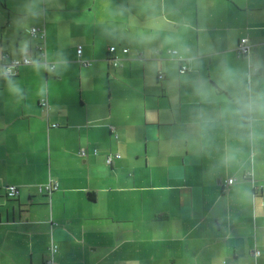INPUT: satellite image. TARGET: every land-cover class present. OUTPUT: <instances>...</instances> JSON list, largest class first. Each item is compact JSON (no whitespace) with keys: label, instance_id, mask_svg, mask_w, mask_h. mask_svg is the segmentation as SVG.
Listing matches in <instances>:
<instances>
[{"label":"crops","instance_id":"1","mask_svg":"<svg viewBox=\"0 0 264 264\" xmlns=\"http://www.w3.org/2000/svg\"><path fill=\"white\" fill-rule=\"evenodd\" d=\"M6 4L0 264H264V0Z\"/></svg>","mask_w":264,"mask_h":264},{"label":"built area","instance_id":"2","mask_svg":"<svg viewBox=\"0 0 264 264\" xmlns=\"http://www.w3.org/2000/svg\"><path fill=\"white\" fill-rule=\"evenodd\" d=\"M29 32L33 37H35L37 39L35 47L40 52L39 60H42L41 62L44 63V66L46 69H52L54 67V63L48 62L45 59V44H44L45 31H44V28L40 27V26H31L29 28ZM248 47H249V45L247 43L246 37H241L240 41L236 47L238 55H240V56L246 55L248 52ZM81 51H82L81 46L80 45L77 46L76 52L78 55L79 63L82 65H89L91 63V60L88 58L81 57ZM114 51H115V46L110 45L108 47L109 54L113 53ZM121 51L123 53H126V52H128V48L122 47ZM167 51L171 52L173 54L176 53V50L173 48H169V49H167ZM136 56L141 57V54L138 52L136 54ZM108 57H109V55H108ZM109 58H111L112 63L114 65H118L120 62V59L117 55H112V57H109ZM33 62H35V61L30 56V54H20L19 56H10V55H8V53H2L1 58H0V65L2 67V71L4 74H7V75L14 74L16 71V68L22 63H33ZM186 69H187V65L181 64L178 70H179V72H184ZM158 76H162V72H160L158 74ZM39 102L44 107L47 108V98L46 97L40 98ZM93 152L97 153V149L94 148ZM86 154H87V151H86L85 147H80L78 149V155L79 156H85ZM119 157H120V153L118 151H115V152L106 153L104 159H105L106 163L111 164L113 162L114 158H119ZM233 181H234L233 177H229L226 180L227 184H231ZM55 187H56V183L53 182L52 180L38 184V189L42 192H45L46 194H49ZM5 191L7 192L8 196H15L18 193V186L16 184H9L6 186ZM56 249H57V244L55 242H51V244L49 246L50 253H49L48 258L46 260V262L48 264H55L53 256H54ZM258 252H259L258 250L255 251L256 254H258Z\"/></svg>","mask_w":264,"mask_h":264},{"label":"rangeland","instance_id":"3","mask_svg":"<svg viewBox=\"0 0 264 264\" xmlns=\"http://www.w3.org/2000/svg\"><path fill=\"white\" fill-rule=\"evenodd\" d=\"M2 1H3V0H0V11L3 12V10H2V6H1ZM6 1H7V0H5V6L8 7L7 4H6ZM77 59H78V55H77ZM91 61H92V60H91ZM78 62H79V61H78Z\"/></svg>","mask_w":264,"mask_h":264},{"label":"clouds","instance_id":"4","mask_svg":"<svg viewBox=\"0 0 264 264\" xmlns=\"http://www.w3.org/2000/svg\"><path fill=\"white\" fill-rule=\"evenodd\" d=\"M261 111H264V103L261 104Z\"/></svg>","mask_w":264,"mask_h":264},{"label":"trees","instance_id":"5","mask_svg":"<svg viewBox=\"0 0 264 264\" xmlns=\"http://www.w3.org/2000/svg\"><path fill=\"white\" fill-rule=\"evenodd\" d=\"M109 58V57H108ZM6 194H7V192H6ZM9 197H13V196H9Z\"/></svg>","mask_w":264,"mask_h":264}]
</instances>
